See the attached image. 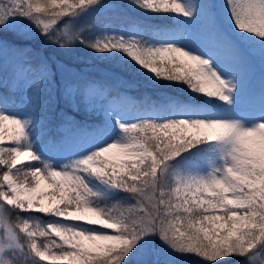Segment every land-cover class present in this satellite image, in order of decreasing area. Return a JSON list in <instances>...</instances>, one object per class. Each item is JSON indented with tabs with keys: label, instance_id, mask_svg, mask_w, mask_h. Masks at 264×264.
Returning <instances> with one entry per match:
<instances>
[{
	"label": "snow or ice",
	"instance_id": "snow-or-ice-1",
	"mask_svg": "<svg viewBox=\"0 0 264 264\" xmlns=\"http://www.w3.org/2000/svg\"><path fill=\"white\" fill-rule=\"evenodd\" d=\"M133 3L146 13L174 14L176 27L154 30L151 41L142 39L139 25L129 35L89 40L76 25L114 7L105 0H0L5 74L9 51L27 52L10 44L13 36L64 52L82 46L109 54L104 59L123 54L127 63L117 71L146 70L153 84L180 82L195 100L207 98L113 108L95 125L61 112L69 131L53 140L49 118L36 115L37 91L18 101L0 97V264H133L153 241L177 259L264 264V0ZM58 67L61 97L79 111L78 74ZM29 71L36 79L28 87L47 82L54 102L48 61L41 57ZM10 104L18 111H9ZM68 145L79 158L55 159ZM93 181L116 203L101 208ZM10 210L15 225L7 222Z\"/></svg>",
	"mask_w": 264,
	"mask_h": 264
},
{
	"label": "rangeland",
	"instance_id": "rangeland-1",
	"mask_svg": "<svg viewBox=\"0 0 264 264\" xmlns=\"http://www.w3.org/2000/svg\"><path fill=\"white\" fill-rule=\"evenodd\" d=\"M106 3L113 5L109 9L102 11L96 16L91 17L88 22L81 20L77 29L83 28L82 36L93 40L98 35L104 33H122L124 35L132 34L133 26L139 25L143 28L142 39L144 41H151L152 32L161 27H176V24L164 25L158 28L146 29L140 25L136 20L145 21L146 19L159 17L164 18L169 15L171 18L174 14H153L146 13L139 9L133 0H105ZM217 3H222L223 0H215ZM177 19H183L177 17ZM63 28V24L60 25ZM10 44L16 47H22L27 50L24 57H14L12 52L8 53L9 71L5 74L0 70V97L6 96L9 101H18L19 98L25 95L28 91L35 90L39 96L40 110L36 113L37 116L49 118V136L53 140H59L62 136L67 134L69 129L62 126L60 113L65 112L74 116L78 122H83L88 125L98 124L104 119L108 110L113 108H129L131 110H142L149 104L159 105L165 101L166 98L179 99L185 103L195 102L201 104L203 99L195 100L196 94L192 93L190 89L188 94L180 92H173L172 90H162L160 84L162 80L156 81L155 84L146 78L144 72L141 70L138 74L143 77L146 82L144 85L148 87L149 94L152 96L147 100L139 101L134 94L135 85L127 75H123L118 69H123L127 63V58L123 54H117L111 59H104L102 56L109 54H97L90 49L84 50V56L78 57L77 46L70 45V51L74 52L75 58L73 60H66L54 52L53 47L44 48L39 41L25 40L24 38H15L9 36ZM43 57L48 61L49 70L53 74V82L56 84L54 92V102L50 103V85L45 82L39 89L28 87L29 81H35L36 76L34 72L29 69H35L39 64L40 58ZM4 52L0 50V64L3 63ZM16 65V75L13 74L12 66ZM60 66H65L72 69L78 74L79 79L74 81L78 85V91L75 94L74 103L79 104V111L74 110L67 105L62 99L59 90L60 80ZM260 75L259 60L255 62V83L258 85ZM133 81V80H132ZM148 94V95H149ZM124 102H127L126 104ZM54 108V110H53ZM9 111L16 112L18 107L16 104H10ZM7 127V126H6ZM7 136V132L5 133ZM80 152L73 146L68 145L59 150V153L54 157L58 161L67 162L69 158H79ZM215 152L209 154L210 158L215 157ZM112 159L119 157L114 154ZM206 166V165H205ZM90 187L99 195L95 198V202L101 207H111L116 203L113 198L110 201L109 192L103 186L96 182H91ZM43 189V186H42ZM21 216H33L39 222H47L50 217L37 213H20ZM17 214L14 211H9L7 215V222L15 225ZM39 242H43L42 238ZM134 264H204L199 257H190L185 259H177L175 255L170 253V250L161 248L158 241H153L141 254H139L133 261ZM40 264H51L50 261H42Z\"/></svg>",
	"mask_w": 264,
	"mask_h": 264
},
{
	"label": "trees",
	"instance_id": "trees-1",
	"mask_svg": "<svg viewBox=\"0 0 264 264\" xmlns=\"http://www.w3.org/2000/svg\"><path fill=\"white\" fill-rule=\"evenodd\" d=\"M157 19H158V17H155V18H152L151 20L144 21V23L154 22ZM89 20H91V17H88V18L85 19V21H87V22ZM137 21L141 22V20H137ZM51 47H53L54 52L56 54H58L60 56H63L68 61L73 60L72 58H75V54L72 51L64 52V51H61V50L55 48L54 46H50V48ZM84 50H87V49L83 48L82 46L81 47H77L76 55L78 57L84 56ZM119 72L122 73L123 75H127L131 79V81L133 80L132 82L135 84V87H136L135 95H136V97L138 99L141 98L142 96L144 97L145 95H147V93L149 91H148V87H146L144 85L146 80L143 77H141L138 73H130V72H126V71H119ZM160 88L162 90H168V91L172 90L173 92H180V93H183V94H188L189 93V90H188L187 86L183 85L180 82H168V81H163L162 80V82L160 84ZM110 201H111V199H110Z\"/></svg>",
	"mask_w": 264,
	"mask_h": 264
}]
</instances>
